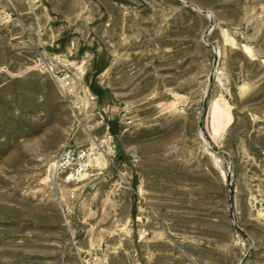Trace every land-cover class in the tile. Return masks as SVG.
Segmentation results:
<instances>
[{"label":"rangeland","instance_id":"obj_1","mask_svg":"<svg viewBox=\"0 0 264 264\" xmlns=\"http://www.w3.org/2000/svg\"><path fill=\"white\" fill-rule=\"evenodd\" d=\"M0 264H264V0H0Z\"/></svg>","mask_w":264,"mask_h":264},{"label":"built area","instance_id":"obj_2","mask_svg":"<svg viewBox=\"0 0 264 264\" xmlns=\"http://www.w3.org/2000/svg\"><path fill=\"white\" fill-rule=\"evenodd\" d=\"M61 84H64V91L68 92L69 89H72L74 93L77 91L75 88L73 80H66V78L59 79L58 76H55ZM69 78V77H68ZM79 92V91H78ZM85 102L87 104H96L97 96L93 95L90 91L89 86L82 88ZM81 94V93H80ZM98 115L102 120L101 123H104V120L109 115V110L102 107L98 111ZM124 120H119L122 126H128L132 123V120L124 116ZM129 121V122H128ZM105 129L108 136V142L112 143L113 137L110 135V125L105 123ZM92 153L89 152V149L77 148L71 144L65 145L60 152L54 157L53 162L50 164V172L48 171V176L50 181L58 186H68L74 183L79 182L83 175L88 171V164L90 162V156Z\"/></svg>","mask_w":264,"mask_h":264},{"label":"bare ground","instance_id":"obj_3","mask_svg":"<svg viewBox=\"0 0 264 264\" xmlns=\"http://www.w3.org/2000/svg\"><path fill=\"white\" fill-rule=\"evenodd\" d=\"M228 103H226V106H228L227 105ZM219 108V107H218ZM232 108L231 107H229L228 106V110L230 111ZM218 110H220V109H218ZM212 113V112H211ZM216 113V115L214 116V118L212 119V117H211V119L213 120V121H215L218 125H219V123H220V121H219V119H220V115H218V113L217 112H215ZM231 120H232V118H231V116L229 117V123L228 124H230L231 123ZM220 135V133H219V131L217 132V131H214V133H212V135H211V140H212V142L214 143V144H216V142L218 141V139H219V136Z\"/></svg>","mask_w":264,"mask_h":264},{"label":"trees","instance_id":"obj_4","mask_svg":"<svg viewBox=\"0 0 264 264\" xmlns=\"http://www.w3.org/2000/svg\"><path fill=\"white\" fill-rule=\"evenodd\" d=\"M102 71H103V68H100V69L98 70L99 73H101ZM89 88H92V86H89ZM134 214H135V212H134Z\"/></svg>","mask_w":264,"mask_h":264}]
</instances>
